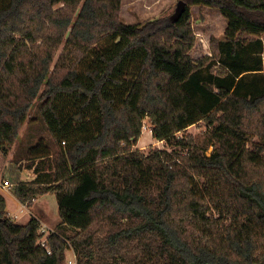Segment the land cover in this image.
<instances>
[{"label":"trees","instance_id":"trees-1","mask_svg":"<svg viewBox=\"0 0 264 264\" xmlns=\"http://www.w3.org/2000/svg\"><path fill=\"white\" fill-rule=\"evenodd\" d=\"M178 4L170 17L126 25L122 0H0V149L14 147L36 101L66 143L52 155L29 150L13 195L27 205L54 194L62 225L76 232L51 234L49 255L41 221L16 224L0 194V264H63L69 247L78 264H264V0ZM194 6L227 22L198 61ZM64 98L77 108L68 125ZM146 119L157 141L181 151L136 150ZM202 122L211 156L192 136L177 140ZM22 171L36 179L22 182Z\"/></svg>","mask_w":264,"mask_h":264},{"label":"rangeland","instance_id":"rangeland-1","mask_svg":"<svg viewBox=\"0 0 264 264\" xmlns=\"http://www.w3.org/2000/svg\"><path fill=\"white\" fill-rule=\"evenodd\" d=\"M177 5L178 0H122L121 21L126 25H143L161 17L172 16L176 12ZM191 12L193 29L197 40L195 48L190 55L194 61H198L205 56L211 55L210 41L212 38L223 40L227 22L218 10L209 7L194 6L191 7ZM262 38L264 39V36ZM109 47L110 40L108 38L95 46L78 66L79 73L84 75L87 70L91 69L97 56ZM136 67L137 64L135 63L130 66L127 79H131L134 76ZM39 105V101H36L14 147L6 148L5 150L0 149V194L8 192V194H5L8 216L13 220V217L18 214L19 218L14 220L16 224L23 225L30 218H38L41 224L47 226L52 232H65L64 236L70 238L76 232L74 229L62 225L57 199L54 194L37 197L31 204L24 205L26 207L30 206L29 208L24 207L9 194H13L12 183L17 173V164L29 155V150L40 144L42 149L48 147L49 151L47 150V152L52 155L66 147V143L62 142L63 140H61L60 136H58L59 138H54L49 131L48 125L43 123L39 113ZM57 107L64 124L68 125L71 115L76 112L77 108L74 107L70 99L66 98L60 100ZM144 127L142 129V137L135 146L136 150H140L145 155L149 153L150 149H166L169 152L181 151V148L175 145L176 141L169 145L165 142L157 141L152 135L148 119L144 121ZM188 136L194 138V143L206 156H211L214 151V142L211 128L206 122L192 126L187 131L178 134L177 140ZM256 142V139H252L249 147L252 148ZM22 174H24L25 183L30 182L29 177L36 179L28 172L22 171L20 173L21 180ZM2 184L7 185V189H2ZM69 260H76V264H78L77 256L72 247L66 250V258L63 264H69Z\"/></svg>","mask_w":264,"mask_h":264},{"label":"built area","instance_id":"built-area-1","mask_svg":"<svg viewBox=\"0 0 264 264\" xmlns=\"http://www.w3.org/2000/svg\"><path fill=\"white\" fill-rule=\"evenodd\" d=\"M143 128H145L144 126H143ZM1 187H2V189H7V185H1ZM18 219V216L16 215V216H14L13 217V222H14V220H17ZM39 233H40V235H41V239H40V241H39V244L42 246V247H47V241H48V237L51 235V234H53L54 232H52L50 229H48L47 228V226H45L44 224H41V222H40V228H39ZM47 249V252H48V254L49 255H51V250H50V248H46ZM69 264H76V260L74 261V260H69V262H68Z\"/></svg>","mask_w":264,"mask_h":264},{"label":"crops","instance_id":"crops-1","mask_svg":"<svg viewBox=\"0 0 264 264\" xmlns=\"http://www.w3.org/2000/svg\"><path fill=\"white\" fill-rule=\"evenodd\" d=\"M246 39L248 40V39H250V38L247 37ZM261 39H262V41H264L263 38H261ZM263 69H264V53H263ZM263 72H264V70H263ZM23 177H24V174H22V180H21V181L25 182L26 180H25ZM29 179H30V182H31V181L33 182V180H34V178H32V177H29ZM30 182H29V183H30ZM32 182H31V183H32ZM2 194H3L4 198L6 199V203H7V198H6L5 194H8V192L2 193ZM9 194H10L12 197L15 198V196H14L13 194H11V193H9ZM15 199H16V198H15ZM16 200H17V199H16ZM17 201H18V200H17ZM19 203H20V202H19ZM23 206H24V205H23ZM24 207H26V206H24ZM27 207L29 208L30 206H27ZM27 207H26V208H27ZM7 208H8V207H7ZM16 215H17L18 218H19V215H18V214H16ZM16 215H15V216H16ZM31 215H32V214H31ZM30 219H31V218H30ZM30 219H28V220L26 221V223H27ZM26 223H25V224H26Z\"/></svg>","mask_w":264,"mask_h":264},{"label":"water","instance_id":"water-1","mask_svg":"<svg viewBox=\"0 0 264 264\" xmlns=\"http://www.w3.org/2000/svg\"><path fill=\"white\" fill-rule=\"evenodd\" d=\"M181 8V5L178 4V8H177V12L179 11V9ZM2 221V219L0 218V222Z\"/></svg>","mask_w":264,"mask_h":264}]
</instances>
